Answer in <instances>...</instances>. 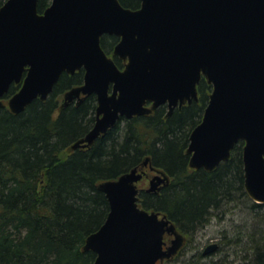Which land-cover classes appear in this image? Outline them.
<instances>
[{
  "label": "water",
  "instance_id": "95a60500",
  "mask_svg": "<svg viewBox=\"0 0 264 264\" xmlns=\"http://www.w3.org/2000/svg\"><path fill=\"white\" fill-rule=\"evenodd\" d=\"M38 6L39 0H6L0 8V108L13 84L21 88L7 106L21 114L48 99L62 75L84 70L85 83L67 91L65 104L96 94L98 119L77 149L122 118L164 104L171 115L198 100L205 77L213 91L190 136L189 165L213 171L245 142L244 188L264 205V0H141L132 10L120 0H52L41 13ZM107 35L119 38L112 58L101 45ZM116 58L126 61L124 70ZM142 177L135 168L99 185L110 210L86 239L94 264H157L180 249L179 235L164 249L165 233L176 232L167 215L140 206ZM166 181L155 177L150 190Z\"/></svg>",
  "mask_w": 264,
  "mask_h": 264
},
{
  "label": "trees",
  "instance_id": "16d2710c",
  "mask_svg": "<svg viewBox=\"0 0 264 264\" xmlns=\"http://www.w3.org/2000/svg\"><path fill=\"white\" fill-rule=\"evenodd\" d=\"M5 2L0 0V8ZM39 2L40 13L50 5L49 0ZM120 2L128 9L141 4ZM118 41L116 36L102 39L109 56ZM116 62L122 65L119 58ZM82 78V71L65 75L48 100H34L21 114L5 105L0 108V264H94L96 254L84 251L86 239L104 224L110 210L99 185L127 173L145 157L169 174L172 185L140 204L188 230L205 225L211 212L231 204L238 209L247 201L254 223L245 228V241L240 235L228 249V259L208 264H264V205L249 199L244 188L245 143L215 172L189 167L186 151L209 100L207 81L199 85L201 102L182 113L167 117L161 107L149 116L121 120L89 150L71 151L92 128L94 100L59 109V94ZM20 87L13 84L4 102Z\"/></svg>",
  "mask_w": 264,
  "mask_h": 264
},
{
  "label": "flooded vegetation",
  "instance_id": "af4514ba",
  "mask_svg": "<svg viewBox=\"0 0 264 264\" xmlns=\"http://www.w3.org/2000/svg\"><path fill=\"white\" fill-rule=\"evenodd\" d=\"M49 2L51 5L52 0H49ZM124 62L125 61H123L122 65L120 66V68H122V70H124V68H125ZM81 71L83 72V78L78 83V85L77 84L76 85H70L66 89L62 90L63 91V102L62 101L60 102V99H59V105H60L59 109L68 108V106H74L75 108H79L80 106L85 104L87 99H89L90 97H93V100H94L93 106L95 108V112H94L95 120L92 123L91 130L89 131V132H91L92 129L94 128L95 123L97 122V119H98V114L96 112H97V108H98L99 103H98L96 94L85 95L84 93H82L79 96V98H76L73 101L68 102V104H65V95L67 94V91L72 89V88H78L79 86H82L85 83V81H84L85 71L84 70H81ZM81 71H78V72H81ZM75 74H77V73H75ZM65 75L66 76H73V75L67 73V74L62 75L61 78H63ZM60 81H61V79L59 80V83H60ZM59 83L56 85V87L59 85ZM207 85H208V87H210V90L208 91V98H209V95L213 90V86L209 85L208 82H207ZM56 87H55V89H56ZM60 94H59V97L61 96ZM200 97H201V89L198 86V100H194L192 103L186 102L185 104L182 105V107H179V106L176 107L175 109H173V112L171 115H170V110H169V107L167 104L160 105V107H158L156 110H153L151 114H154L161 107H165L166 111H167L166 116L172 117V115L175 112L182 113L183 108L192 107L194 104L197 105L198 103H200L201 102ZM208 102H209V100H208ZM203 115H204V113H203ZM203 115H202V117H203ZM121 120H126V119H121ZM201 120H202V118H201ZM198 125H196V126H198ZM192 131H191V134H192ZM189 142H190V138H189ZM76 143H74V144H76ZM74 144H72L70 146V149H68V150H71V151L72 150L73 151L81 150V149L82 150H89L91 148V147H80L77 149H73L72 146ZM190 159H191V156H190ZM146 160H147V157H145V159L142 162H140L138 166L134 167V168L139 170V174L143 173L142 179L137 184L140 202H141V199L143 197L146 199L149 197H152V196L160 197L163 194V190L165 188L169 187L170 185H172V179L167 172H165L164 170H160V169L156 168L151 161L149 162V164L146 165L145 164ZM228 161H223L219 165L223 164L224 162H228ZM189 163H190V160H189ZM218 168H216L213 171H209V170L207 171L204 168L197 169V170H194L192 168L191 169L196 171V172L199 170H204L207 173L208 172L212 173V172H215ZM165 175L168 177V181L163 182L156 189L150 190L152 187V180L155 179V177H157V176L160 178H163ZM156 182H158V181H156ZM143 184H144V186H143ZM234 211H235V206L233 204H231L226 209H222L221 212H211L210 217L204 223L205 225H201L199 227L188 229V230L180 228L175 223V221L169 217L171 222L175 226H177V228H176L175 233L168 232V231L165 233V235L163 237L164 243H165L164 249L166 250L167 248L172 246L173 242L177 239V237H176L177 235H179L181 237L180 238L181 246L179 247L180 249L178 250L176 255H174L170 258H166L163 261H159L157 264H198V260H199V264H208V263H212L213 261L222 262V261H224V259H228L227 258L228 249L233 247L237 243V240H238L237 234H236V223L234 222V216H233V218L228 217V215L233 214ZM214 218L215 219L218 218V221H217L218 225H217L216 229L213 230V233L210 234L211 228L209 226H211L210 224ZM189 253H191V255ZM224 253H225V255H224Z\"/></svg>",
  "mask_w": 264,
  "mask_h": 264
},
{
  "label": "rangeland",
  "instance_id": "374dc122",
  "mask_svg": "<svg viewBox=\"0 0 264 264\" xmlns=\"http://www.w3.org/2000/svg\"><path fill=\"white\" fill-rule=\"evenodd\" d=\"M113 55V52L111 53L110 56ZM61 96L59 97L60 102H63V91L60 94ZM66 153H70L68 151H66ZM144 186V184H143ZM144 197L141 199V201L143 202ZM250 204L246 201V203L244 205L238 206V209H235L233 214L228 215L229 218H233L234 216V222L236 223V234H237V238L241 235V237L244 236V241L246 239V235L244 233H246L245 228L250 227L254 222L250 220L251 217V211H250ZM217 219H213L211 222V226H209L210 229V234L213 233V230L216 229L217 227ZM252 223V224H251ZM256 225V224H255ZM259 228V227H258ZM191 255V253H189ZM225 255V253H224ZM225 260V259H224ZM248 261L244 262V264H247ZM198 264H199V260H198Z\"/></svg>",
  "mask_w": 264,
  "mask_h": 264
}]
</instances>
